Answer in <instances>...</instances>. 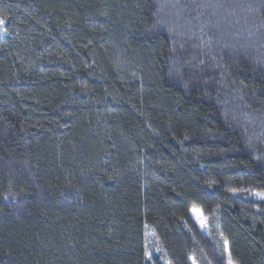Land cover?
Returning a JSON list of instances; mask_svg holds the SVG:
<instances>
[{
    "label": "trees",
    "instance_id": "1",
    "mask_svg": "<svg viewBox=\"0 0 264 264\" xmlns=\"http://www.w3.org/2000/svg\"><path fill=\"white\" fill-rule=\"evenodd\" d=\"M0 20V264H264V0Z\"/></svg>",
    "mask_w": 264,
    "mask_h": 264
},
{
    "label": "rangeland",
    "instance_id": "2",
    "mask_svg": "<svg viewBox=\"0 0 264 264\" xmlns=\"http://www.w3.org/2000/svg\"><path fill=\"white\" fill-rule=\"evenodd\" d=\"M4 34L3 30V22L0 20V36ZM251 195L253 198L259 200L263 199L264 195L263 193L259 191H251ZM191 216L193 220L195 221L196 225L198 226L199 230L203 233L208 232V217L205 216L200 209L192 207L190 209ZM145 246H146V259L154 256L158 252V248L156 247L155 240L153 238V234L150 230H145ZM227 264H234L230 258L226 259ZM164 264H168L167 262H164Z\"/></svg>",
    "mask_w": 264,
    "mask_h": 264
}]
</instances>
